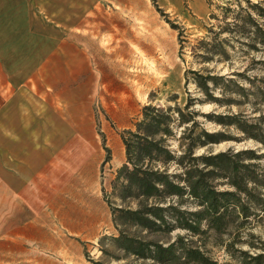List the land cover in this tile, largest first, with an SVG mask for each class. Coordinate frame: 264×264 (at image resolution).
<instances>
[{
	"label": "rangeland",
	"instance_id": "1",
	"mask_svg": "<svg viewBox=\"0 0 264 264\" xmlns=\"http://www.w3.org/2000/svg\"><path fill=\"white\" fill-rule=\"evenodd\" d=\"M262 7L264 0H83L74 5L77 25L69 29L68 42L58 44L39 76L27 81L29 99L19 120L9 125L18 138L0 140V264H203L184 253L165 263L137 257L117 246L118 228L164 244L179 234L185 246L207 257V264H255L251 257L257 255L264 264ZM234 19L243 24V34ZM201 38L210 45L222 43L212 54L199 45ZM187 70L216 77L214 85L209 82L211 92L224 99L192 106L199 112V127L225 137L195 153L252 151V158L241 161L253 163L261 180L258 198L248 202L246 215L229 207V221L218 233L205 220L196 234L184 228L155 234L131 225L115 227L107 199L134 205L112 194V180L125 161L121 132L134 129L145 104L183 106L188 93L204 97ZM207 114L235 117L221 124ZM183 129L174 126L168 140L175 153L181 150ZM169 170L178 171L173 164ZM213 183L219 190L231 189L226 177ZM183 207L198 206L186 198Z\"/></svg>",
	"mask_w": 264,
	"mask_h": 264
},
{
	"label": "trees",
	"instance_id": "2",
	"mask_svg": "<svg viewBox=\"0 0 264 264\" xmlns=\"http://www.w3.org/2000/svg\"><path fill=\"white\" fill-rule=\"evenodd\" d=\"M264 17V8L259 13ZM238 32L243 34V24L234 19ZM173 27H176L171 23ZM182 30L179 29V33ZM210 42L201 38V45L206 52H216L215 47L222 40ZM193 75L192 80L204 97H192L189 93L183 106L175 103L164 107L145 104L141 109V118L134 124V129H124L121 139L125 149V161L117 168L112 180V194L121 201L133 200L134 205H115L108 201L112 221L115 227L131 225L149 233L166 234L175 228H184L196 234L201 221L205 220L215 232H220L229 221L228 208L240 210L245 215L248 202L255 203L258 195L255 189L261 184L253 163L241 159L252 158L248 150L227 152L195 153V149L224 140V134L208 131L198 126L199 114L192 106L205 100L223 101L211 92L209 82L214 85L216 77L203 75L195 70H187ZM186 72V73H187ZM185 75V86L189 81ZM176 95H173L175 100ZM229 102V101H225ZM221 124H229L235 116L208 115ZM184 126L180 135L181 150L175 153L169 146L174 126ZM104 148L109 151L103 142ZM109 159L107 154L104 161ZM173 164L178 171H170ZM222 176L227 178L231 189L219 190L213 181ZM188 198L198 206L195 209L183 207ZM118 236L113 239L118 247L142 259L157 262L174 261L180 254L207 264V257L198 249L185 246L181 235L164 244L157 239H143L130 235L118 228ZM255 264H260V256H252Z\"/></svg>",
	"mask_w": 264,
	"mask_h": 264
},
{
	"label": "crops",
	"instance_id": "3",
	"mask_svg": "<svg viewBox=\"0 0 264 264\" xmlns=\"http://www.w3.org/2000/svg\"><path fill=\"white\" fill-rule=\"evenodd\" d=\"M82 3L0 0V140L18 138L9 125L19 120L29 99L27 81L39 76L49 55L57 53L58 44L68 42L69 29L77 25L73 13L79 8L74 5Z\"/></svg>",
	"mask_w": 264,
	"mask_h": 264
}]
</instances>
